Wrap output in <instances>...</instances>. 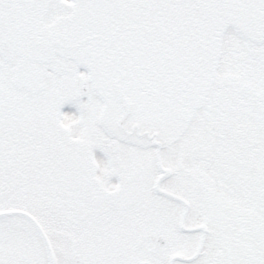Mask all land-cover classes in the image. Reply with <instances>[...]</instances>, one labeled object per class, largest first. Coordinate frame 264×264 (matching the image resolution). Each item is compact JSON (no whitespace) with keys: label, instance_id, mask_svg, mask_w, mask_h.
I'll list each match as a JSON object with an SVG mask.
<instances>
[{"label":"snow or ice","instance_id":"1","mask_svg":"<svg viewBox=\"0 0 264 264\" xmlns=\"http://www.w3.org/2000/svg\"><path fill=\"white\" fill-rule=\"evenodd\" d=\"M0 264H264V0H0Z\"/></svg>","mask_w":264,"mask_h":264}]
</instances>
